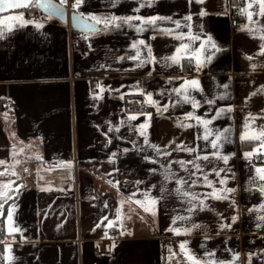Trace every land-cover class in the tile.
I'll use <instances>...</instances> for the list:
<instances>
[{
    "label": "crops",
    "instance_id": "0c3cea01",
    "mask_svg": "<svg viewBox=\"0 0 264 264\" xmlns=\"http://www.w3.org/2000/svg\"><path fill=\"white\" fill-rule=\"evenodd\" d=\"M141 2L144 7L134 12ZM248 3L118 0L113 7L111 0H85L79 9L82 13L172 18L158 21L155 27L146 26L142 32L124 22L108 32H88L92 47L87 51L70 48L68 22L54 17L42 22V28L34 24L21 27L19 21L13 22L11 29L8 22L0 24L4 33L0 36V161H4L0 163V181L21 167L27 173L33 167L37 173L35 183L25 182L7 205H18L13 227L22 229V234L9 233L5 220L9 237L0 264H194L181 250V241H187L185 248L201 264L209 260L216 264H264V207H260L264 181L255 171L264 165V158L258 159L264 153L260 150L264 147L260 138L264 132V52L260 50L264 15H260L258 4H252L248 9L253 14L251 21L245 11L247 27L233 30L230 24L232 9L238 5L245 9ZM202 9L206 14L200 15ZM21 12L23 19L33 20L24 10L0 16ZM189 13L191 21H185ZM175 21H180L179 25ZM163 29H171L173 34ZM181 33L189 35L181 39ZM208 36L215 47L207 41ZM137 39L151 45L156 59L142 65L139 60L117 59L136 56V49L129 45ZM202 41L206 47L200 52L202 67L198 71L195 55L186 53H195ZM181 43L189 48L182 50L179 63L165 59L176 53ZM140 47L143 60L147 49ZM207 56L210 61H205ZM185 78H196L200 84V88L189 89L199 101L195 109L192 102L173 91ZM98 84L104 87L102 98L94 96L101 91ZM137 87L143 91H136ZM149 92L160 106L169 105L166 111L162 107L158 111L152 102L151 112L126 105L131 98L150 102ZM228 105L232 106L230 112L211 120L217 108ZM193 111L194 116L185 115ZM130 113L139 115L129 120ZM195 116L211 120L208 140L203 139V123H197ZM146 119L149 143L158 145L166 155H159L139 134L137 126ZM225 129H229L227 139L219 151L234 155L227 164L211 155L203 159V154L216 151L211 140ZM242 132L257 138L241 140ZM253 149L257 152L250 159L244 155ZM112 153L116 157L110 160ZM146 156L153 159L146 160ZM197 163L200 168L195 167ZM212 169L223 171L217 176ZM225 177L226 183L221 184ZM179 178L185 182L179 186L181 191ZM214 188L234 191L219 193L225 198L217 199L208 195ZM184 192L200 199L193 200ZM152 198H156L154 205ZM7 200L1 199L0 204ZM201 200L207 207H201ZM192 203L197 207L190 214ZM234 215L238 217L235 221ZM173 218H177L175 223ZM220 224L231 227L221 228ZM5 244L12 246L10 257Z\"/></svg>",
    "mask_w": 264,
    "mask_h": 264
},
{
    "label": "snow or ice",
    "instance_id": "6c2138e0",
    "mask_svg": "<svg viewBox=\"0 0 264 264\" xmlns=\"http://www.w3.org/2000/svg\"><path fill=\"white\" fill-rule=\"evenodd\" d=\"M118 2V0H111V3H112V6L114 7L115 6V3ZM198 3H203V0H197ZM31 3V0H0V12H5L6 10H10V9H15V8H18V7H21L22 5L23 6H27V5H30ZM36 3L39 5L40 4V0H36ZM61 3L62 4H66L67 3V0H61ZM85 3V0H74L73 4H72V8H73V18L74 20L77 18V17H83L85 18L84 22H85V25L87 27V29L89 30V34L90 35H94V34H98L100 32H108V31H111L113 28H120L122 27V23L121 22H124V23H127L129 27H135L136 28V31L137 32H142L144 31V27L148 26V27H155L157 26V22L158 21H164V20H171L172 18L170 16H161L159 14L157 15H152V16H140V15H136V16H117L115 15L114 13L110 14V15H103V14H97V13H94V12H88V13H82L79 11L80 9V6L82 4ZM189 3H191V0H189ZM252 4H258L259 5V11H260V15H264V0H249V3L248 5L246 6L245 9H242L241 11H246L247 12V15H248V19L249 21L252 20V12L251 11H248L249 8L252 7ZM42 7H49L48 5H41ZM141 7H144V3L141 2L139 4V6L135 9H133L134 12H139L140 8ZM206 14L204 12V10L202 9L201 10V13L200 15H204ZM90 18L91 20V23H88L87 20ZM134 20H138L140 21L139 24H133L132 22ZM184 20L185 21H191V13H189L187 16L184 17ZM15 21H19V25L21 27L25 26V25H28V24H34L37 28H42L43 27V23L42 22H39V21H36V20H26V19H23V13H19L18 15H7V16H0V24H3L5 22H8V28L11 29L13 27V22ZM175 23L177 25H179L180 21H175ZM97 25H103L102 28H97ZM188 27H189V30H191V24L189 23L188 24ZM242 27H247V25H244ZM163 31L167 32L169 35L173 34L172 33V30L171 29H163ZM4 33L2 31H0V36H2ZM185 35H189V33H181L179 34V38H183V36ZM261 36L264 37V32H261ZM85 39H88V37L86 36ZM192 39H200L199 36H192ZM207 41L209 43L212 44L213 47H215L214 45V42L211 41V37L208 36L207 37ZM141 45H143L146 49H147V56L141 60L140 59V55H141ZM89 47L91 48L92 45H91V42H89ZM130 48H134L136 49V56H127V57H124V56H120V57H117V59H130V60H139V63L140 65L148 62L149 60H155L156 57H154L152 55V47L150 44L146 43V41L142 40V39H137V40H134L130 45H129ZM206 47V44L204 41L201 42L200 44V47L198 49L195 50V53H186L188 55H195V59H196V64H197V70L199 71L200 68L202 67V62H201V58H200V52L202 49H204ZM189 48V45L188 44H184V43H181L177 49H176V53H174L170 58L169 57H166L165 59H170L173 63H179L180 61V53L182 52L183 49H188ZM218 50V49H217ZM261 52H264V45L261 46ZM251 59V58H250ZM211 60V56H207L205 57V61H210ZM255 67V65H253V68ZM169 79H172V78H169ZM176 79H179V78H176ZM97 87H99L101 89V91L99 93H94V96L95 97H98V98H102V93L104 91V87L100 84L97 85ZM123 87V86H122ZM227 87V86H225ZM264 87V86H262ZM197 88H200V84H199V81L198 79L196 78H192V79H187L185 78L184 79V82L182 84H180V86L178 88H175L173 89V91L177 92V93H180L184 96V99L185 100H188L190 102H192V106H193V109L199 107V101H196L194 97H192L189 93V89H197ZM136 91H143V89L137 87L135 89ZM202 90V89H201ZM161 92L163 93V90H161ZM146 96L148 97V100L152 103H155L158 105V111L160 110V108L162 107L163 110H167L168 106L167 104L165 105H162L160 106L158 101H153L151 100V96H152V93H146ZM207 103L209 104H212L214 103V101H207ZM231 108L232 106L231 105H228L226 107H223V108H217L216 109V114L214 116L211 117V120H215L217 118V116L221 115L222 113H226V112H230L231 111ZM139 115V113H130L129 114V120L131 119H135L136 116ZM187 117H192L195 115V112H188L185 114ZM251 116V113L249 114ZM147 117H150L151 116V113H147L146 114ZM195 119L197 121V123H203V126H204V129H205V134L203 136V139L204 140H208L209 136L212 135L210 129H209V124L211 123V120L209 119H205L204 117H201V116H195ZM147 126H148V120L146 119L145 122L143 124H140L138 125L137 127L140 129V132L139 134L144 136L145 138V143L146 144H149L150 147L154 148L157 150L158 154L159 155H166L167 153L164 151V150H161L159 148L158 145H152L149 143L148 139H147ZM185 126H190V125H185ZM99 127V126H97ZM248 125L245 124V128L247 129ZM229 129H225V130H222V131H218L216 134H215V138L211 140V145L214 149H216V151H213L212 153L210 154H203V159L207 160L208 159V156L211 155L213 157H216L218 159H222L225 164H227V161L228 159L230 158L231 155H234V153H229V154H223L222 152L219 151L220 148L223 147V141L227 139V136L225 135L226 132H228ZM104 135H108V133H104ZM200 137H198L199 139ZM255 139L257 137L255 136H249L247 132H242L241 133V140H244V139ZM260 138L262 140H264V132H261L260 134ZM122 139H126V137H122ZM109 143H111V137H109ZM171 143V142H170ZM133 144V147H136V142L133 141L132 142ZM183 144V141H181V145ZM177 148H180V145H177ZM183 150L185 151H189V152H192V151H195V149H192V148H184ZM261 151H264V147L260 148ZM125 152L129 151L128 149H124ZM257 152V149H253L252 152H246L244 153V155L246 157H248L249 159L255 155V153ZM116 157V153H112V155L109 157L110 160L112 159H115ZM146 160H152L153 157H149V156H146L145 157ZM196 159H200V154L197 155ZM0 163H4V161H0ZM181 167H185V162L184 161H179ZM188 164H192L193 161H188L187 162ZM195 167L197 168H200V165L197 163L195 164ZM114 171H118L116 169H114ZM150 171H156V169H150ZM212 171H215L216 172V175L219 176L220 175V172L223 171V169H212ZM257 175L259 176V179L261 181H264V165L262 166H257L256 169H255ZM226 177L225 178H221L220 180V183L221 184H224L226 183ZM205 181L209 184H212V181H208L207 180V176H205ZM137 183H142L141 181H137ZM184 180L183 178H179L178 179V191H181L182 188L179 187V186H182L184 184ZM193 183H196V181L194 180ZM12 184L11 181L7 182V185H5V187H10ZM17 191L13 192L12 195H7V193L5 191H2L0 190V196H6L7 195V199L8 200H11L12 199V196H18V192L20 190H22V186L21 185H16L15 186ZM137 191H140V189H137ZM224 191H227V192H232L234 191L233 189H223V190H217V189H213V191L211 193H209L208 195H211L213 196L214 198H217V199H223L225 198L222 194H219V193H222ZM260 191L262 194H264V186H261L260 188ZM184 195L185 196H191L193 198V200H196V199H200L198 197V195L194 194V193H191V192H184ZM206 198V197H205ZM7 201H5L6 203ZM156 202V198H152V200L150 201V203L152 205H154ZM123 203V202H121ZM136 203L138 204H141V206H144L143 202L140 201V200H137ZM234 203V201H233ZM107 206V205H106ZM15 207H18V205H14V202H13V205H9L8 209H7V222H8V232L9 233H14V232H20L22 234V229H20L19 227H13V213H14V209ZM197 205L195 203H192L191 205V208L189 209V213L191 214V211L192 209L196 208ZM201 207H207L206 204H203V201L201 200ZM256 207V206H254ZM260 207H264V202L261 203ZM146 211H152V208L150 207H146L145 208ZM4 215V204H0V216ZM45 215H47V213H45ZM179 219H183L182 217H177ZM177 218H173V223H175V219ZM238 217L237 216H233L232 217V220L235 221ZM264 219V218H262ZM108 224L109 226L112 225V221L109 220L108 221ZM99 226V225H98ZM193 227H198V225H193ZM220 227L221 228H230L231 227V224H220ZM257 227H260V225L258 224ZM173 231L175 232H179L181 229L179 228H173L172 229ZM191 229H184V231H190ZM23 239H27L26 237H22ZM12 239H15V236L12 237ZM207 239V237H206ZM187 244V241H181V250L185 253V255H188V258L190 260H192L194 262V264H201V261L199 260H196V258L194 256H191L189 253H190V250H188L187 248H185V245ZM115 245H110V247H114ZM11 244H5V248L6 250H9V257H10V249H11ZM214 252V250H213ZM212 254L211 253H205V256H211ZM238 256V253L234 254V259L235 257ZM208 264H216L215 261L213 260H209L208 261ZM219 264H225L224 261H220ZM230 264V262H229ZM249 264H250V261H249Z\"/></svg>",
    "mask_w": 264,
    "mask_h": 264
},
{
    "label": "built area",
    "instance_id": "2783aa9c",
    "mask_svg": "<svg viewBox=\"0 0 264 264\" xmlns=\"http://www.w3.org/2000/svg\"><path fill=\"white\" fill-rule=\"evenodd\" d=\"M74 0H67V8L68 11H70L72 4ZM243 6H236L232 9V12L230 14V24L231 27L236 30L242 29L247 21L246 17V12L241 11ZM29 18L40 21V22H50L51 16L44 14L42 11H40L38 8L32 10L28 14ZM70 21L68 22V30H69V39H70V48L72 50H80V51H87L89 47V38L85 39V37L88 35L83 32H79L73 29V27L70 25ZM9 108H12L13 102L11 99L8 100L7 102ZM126 105L132 109V110H137L139 108H143L147 112H151L153 110V104L151 102H146L141 98H131L127 100ZM264 158V153L258 156V159H263Z\"/></svg>",
    "mask_w": 264,
    "mask_h": 264
},
{
    "label": "water",
    "instance_id": "95a60500",
    "mask_svg": "<svg viewBox=\"0 0 264 264\" xmlns=\"http://www.w3.org/2000/svg\"><path fill=\"white\" fill-rule=\"evenodd\" d=\"M35 3V6L42 11L44 14L49 15L51 17H54L58 19L61 22L67 23L70 21V25L73 27L74 30L88 33L89 30L87 29L85 25V18L83 17H77L75 20L73 18V10L68 11L67 5L62 4L59 0H40V4L38 5L36 3V0H31L30 5L27 6H21L15 9L6 10L5 12H0V15L4 13H9L13 11H19L30 8ZM41 5H48L49 7L45 8ZM88 23H91V20H87ZM98 27V26H97Z\"/></svg>",
    "mask_w": 264,
    "mask_h": 264
},
{
    "label": "rangeland",
    "instance_id": "374dc122",
    "mask_svg": "<svg viewBox=\"0 0 264 264\" xmlns=\"http://www.w3.org/2000/svg\"><path fill=\"white\" fill-rule=\"evenodd\" d=\"M8 133H10L9 131L10 130H7ZM17 173L15 174H7L3 177L2 179V182L0 181V190L2 191H5L7 193V195H11L13 192H15L17 189H16V185H24L25 182L27 183H32L34 184L35 183V179L37 177V173H36V170L31 169L30 173H27L26 171V168H19L17 171ZM11 181L12 184L10 187H5V185H7V182ZM70 181V180H67L66 183ZM6 196H0V200L1 199H4L7 197Z\"/></svg>",
    "mask_w": 264,
    "mask_h": 264
},
{
    "label": "trees",
    "instance_id": "16d2710c",
    "mask_svg": "<svg viewBox=\"0 0 264 264\" xmlns=\"http://www.w3.org/2000/svg\"><path fill=\"white\" fill-rule=\"evenodd\" d=\"M37 7L35 6V3L28 9H24L27 13L31 12L32 10L36 9ZM11 200H7V202H4V215L0 216V253L2 251V247L4 244V241H6L9 237V235H6L5 231V220H6V215H7V205Z\"/></svg>",
    "mask_w": 264,
    "mask_h": 264
}]
</instances>
